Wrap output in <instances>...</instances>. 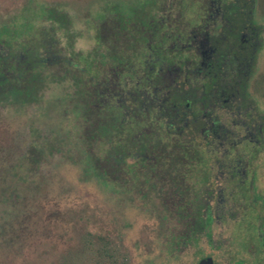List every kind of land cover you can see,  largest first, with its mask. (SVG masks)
<instances>
[{
    "label": "trees",
    "instance_id": "1",
    "mask_svg": "<svg viewBox=\"0 0 264 264\" xmlns=\"http://www.w3.org/2000/svg\"><path fill=\"white\" fill-rule=\"evenodd\" d=\"M196 1L114 4L100 16L99 46L90 53L60 46L58 31L69 28L71 15L56 7L42 11L49 26L28 25L25 32L0 25V104H35L49 78L69 76L74 91L63 101L74 125L53 133L46 148L64 149L86 181L139 200V208L159 205L164 221L182 225L186 234L178 241H198L200 234L186 225L187 205L199 209L201 199L193 185L200 181L189 175L200 174L204 163L199 40L207 7Z\"/></svg>",
    "mask_w": 264,
    "mask_h": 264
},
{
    "label": "rangeland",
    "instance_id": "2",
    "mask_svg": "<svg viewBox=\"0 0 264 264\" xmlns=\"http://www.w3.org/2000/svg\"><path fill=\"white\" fill-rule=\"evenodd\" d=\"M146 1L0 0V25L13 23L25 32L28 25L49 26L42 11L56 7L71 15L69 28L58 31L60 46L69 50L72 44L73 52L90 53L99 46L95 34L107 8ZM256 14L262 21L263 5L257 6ZM73 91V80L61 71L49 78L41 101L0 104V264H170L172 228H181L180 223L164 221L159 205L139 208V200L125 199L97 180L86 181L70 153L46 148L53 133L73 128L63 101ZM253 92L263 110L262 92ZM233 119L230 113L225 117L229 125ZM245 146H238L243 160L248 156ZM250 168L263 176L255 182L262 198L249 213L244 214L240 204V218L259 223L264 219V153L252 160ZM213 238L252 241L241 222L233 220L215 227ZM184 262V257L177 261Z\"/></svg>",
    "mask_w": 264,
    "mask_h": 264
},
{
    "label": "flooded vegetation",
    "instance_id": "3",
    "mask_svg": "<svg viewBox=\"0 0 264 264\" xmlns=\"http://www.w3.org/2000/svg\"><path fill=\"white\" fill-rule=\"evenodd\" d=\"M181 1L155 0L167 4ZM196 2L207 7L199 40L204 163L200 174L189 175L190 181H200L193 185L199 186L201 199L200 212L187 205L186 225L200 229V234L198 241H178L186 233L180 231L183 227L176 222L181 228L175 224L172 228L170 264H178L182 257L184 264H264V219L245 223L246 217L240 218L239 210L241 204L244 214L253 211L262 198L255 182L263 176L256 174L250 164L264 153V109L253 92L264 88V16L259 21L256 14L257 6H264V0ZM260 95L264 96V91ZM229 113L235 118L232 125L226 124ZM240 144L247 145L245 160L239 155ZM174 187L176 184L173 194ZM186 193L190 198L196 195V191ZM230 220L241 222L252 241H214L215 227ZM202 238L207 241H200Z\"/></svg>",
    "mask_w": 264,
    "mask_h": 264
},
{
    "label": "water",
    "instance_id": "4",
    "mask_svg": "<svg viewBox=\"0 0 264 264\" xmlns=\"http://www.w3.org/2000/svg\"><path fill=\"white\" fill-rule=\"evenodd\" d=\"M201 264H204V262H202Z\"/></svg>",
    "mask_w": 264,
    "mask_h": 264
}]
</instances>
